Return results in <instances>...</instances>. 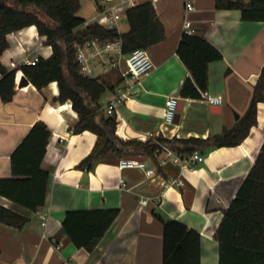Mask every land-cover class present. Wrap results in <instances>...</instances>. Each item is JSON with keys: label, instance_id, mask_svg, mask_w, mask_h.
Wrapping results in <instances>:
<instances>
[{"label": "crops", "instance_id": "0c3cea01", "mask_svg": "<svg viewBox=\"0 0 264 264\" xmlns=\"http://www.w3.org/2000/svg\"><path fill=\"white\" fill-rule=\"evenodd\" d=\"M129 1L134 6L153 3L165 38L147 49L153 72L142 80L134 97L114 113L117 135L140 141L207 139L233 129L246 115L262 75L264 22H245L239 10H218L216 0ZM187 2L194 5V11H186ZM125 14L119 21L120 34L130 29ZM97 15L85 19V26L94 24ZM186 20L193 23L198 36L222 54V60L209 66L207 89L223 98L221 106L181 97L183 83L192 77L177 54ZM8 41L10 47L1 62L10 69L26 65L35 56L49 59L53 53L35 26L8 35ZM122 70H127L125 59L120 61V69L101 76L115 88L101 100L104 114L122 82ZM23 76L19 71L11 102L3 103L0 98V180L13 178L11 157L37 122H44L51 133L42 162L49 180L46 204L36 212L0 197L1 207L28 220L22 229L0 223V264H163V223L156 215L198 232L202 237V264H219L215 234L261 153L264 100L258 103L257 124L249 136L238 146L206 152L201 163H175L177 153L170 150L172 154L162 155V166L144 158L148 168L156 170L152 176L140 168L122 169L117 158L87 172L78 165L92 152L98 137L89 131L74 134L79 116L71 102H57L56 82L41 91L30 81L19 88ZM170 97L178 98L183 108L178 123L176 117L173 124H166L164 108ZM142 199L149 204L141 205ZM107 209H119L120 214L94 252L77 249L63 232L66 214ZM42 214L48 217L45 226Z\"/></svg>", "mask_w": 264, "mask_h": 264}, {"label": "trees", "instance_id": "16d2710c", "mask_svg": "<svg viewBox=\"0 0 264 264\" xmlns=\"http://www.w3.org/2000/svg\"><path fill=\"white\" fill-rule=\"evenodd\" d=\"M100 1L95 0L98 10ZM80 9V0H0V98L3 103L13 100L19 71L39 91L56 82L57 102H71L79 116L74 134L89 131L98 137L94 149L78 169L92 172L101 162L131 156H142L157 165L156 157L164 150L191 157L197 151L203 155L212 149L238 146L249 136L257 124L258 103L264 100V68L246 115L222 135L148 141L120 138L116 116L102 113L101 108L103 97L115 88L101 77L80 75L76 46L93 38L121 39L123 53L129 54L160 43L165 30L151 1L126 11L130 29L125 34L95 23L85 26L86 20L78 16ZM216 9L239 10L245 22H264V0H216ZM32 26L40 36L46 37L45 45L52 48V56L40 58L35 66L5 67L1 57L10 47L8 35ZM177 54L192 76L183 83L181 97L199 99L201 92L208 89L210 64L222 60V54L197 34H183ZM50 134L44 122L33 126L11 157L13 178L0 180V197L32 212L46 204L49 173L42 169V162ZM119 214V209L71 211L66 214L63 232L77 249L92 253ZM156 217L163 223V264H202L201 235L179 221ZM27 222L26 218L0 206V223L22 229ZM215 239L219 264H264V144L256 164L224 212Z\"/></svg>", "mask_w": 264, "mask_h": 264}, {"label": "built area", "instance_id": "2783aa9c", "mask_svg": "<svg viewBox=\"0 0 264 264\" xmlns=\"http://www.w3.org/2000/svg\"><path fill=\"white\" fill-rule=\"evenodd\" d=\"M157 0H154L156 2ZM114 2H117L114 4ZM113 3V4H110ZM110 4V5H109ZM101 9L98 10V15L94 21L95 24L105 28L106 30H118L119 21L126 11L134 6V3L129 0H101ZM195 10L191 2L186 3V11L192 12ZM183 34L194 36L197 34L193 23L186 20L183 25ZM126 60L127 70H122V82L119 84L117 94L107 106V114L113 115L117 109L127 100L134 97L137 87L142 83V80L148 77L154 70L153 62L145 49H135L129 54L123 53V41L116 39L114 41H102L99 38H93L83 44L76 46V63L79 68V73L85 78H99L119 68L120 61ZM40 57L35 56L26 61V65L35 66L39 63ZM14 66V65H13ZM200 99L208 105L221 106L223 104L222 97H215L208 91L201 92ZM180 100L175 97H170L166 100L164 108V123L173 124L178 114ZM172 154L170 150H164L157 155L156 160L158 166H162L165 162L162 157ZM175 163L180 164H196L204 161V156L200 152H195L191 157L176 154L173 158ZM122 169L125 168H140L147 171L148 176L156 173L153 168H148L145 161H136L133 159H122L119 163ZM126 187L125 181H122ZM140 204L147 206L149 200L142 199ZM42 226L47 224V214L40 215ZM60 246H57L59 249Z\"/></svg>", "mask_w": 264, "mask_h": 264}, {"label": "rangeland", "instance_id": "374dc122", "mask_svg": "<svg viewBox=\"0 0 264 264\" xmlns=\"http://www.w3.org/2000/svg\"><path fill=\"white\" fill-rule=\"evenodd\" d=\"M80 1H81V9L78 13L79 17L83 19H90L98 14L96 10L95 0H80Z\"/></svg>", "mask_w": 264, "mask_h": 264}, {"label": "water", "instance_id": "95a60500", "mask_svg": "<svg viewBox=\"0 0 264 264\" xmlns=\"http://www.w3.org/2000/svg\"><path fill=\"white\" fill-rule=\"evenodd\" d=\"M29 84V80L23 76L19 81H18V87L19 88H23V87H26L27 85ZM182 108H183V103H181V106L179 107V110H178V114H177V123H178V119H179V113L182 111ZM160 140H162V138H160ZM126 159H133V160H136V161H144V157L142 156H139V157H126Z\"/></svg>", "mask_w": 264, "mask_h": 264}]
</instances>
